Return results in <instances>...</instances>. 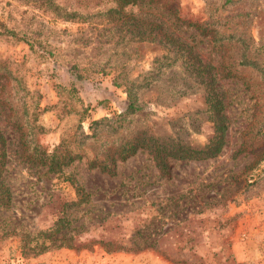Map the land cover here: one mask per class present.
Returning a JSON list of instances; mask_svg holds the SVG:
<instances>
[{
	"label": "rangeland",
	"instance_id": "rangeland-1",
	"mask_svg": "<svg viewBox=\"0 0 264 264\" xmlns=\"http://www.w3.org/2000/svg\"><path fill=\"white\" fill-rule=\"evenodd\" d=\"M166 1L0 0V264H264V0Z\"/></svg>",
	"mask_w": 264,
	"mask_h": 264
},
{
	"label": "trees",
	"instance_id": "trees-1",
	"mask_svg": "<svg viewBox=\"0 0 264 264\" xmlns=\"http://www.w3.org/2000/svg\"><path fill=\"white\" fill-rule=\"evenodd\" d=\"M157 1L158 0H121L122 4H131V5L142 4L146 2H157ZM162 5H163V8L168 11V14L171 16L174 22L185 25L188 28L197 26L196 24L183 20L179 17L178 8L176 7L175 2L173 0H167ZM112 11L113 9L109 10V12H112ZM167 40L171 44L175 41L174 35L172 32H170L169 36H167ZM214 82L215 81L212 80V82L209 83V89L211 91H213ZM218 107H221V101L215 99L213 108L216 112L220 113L221 108H218ZM219 117L221 118L222 116L219 114ZM218 128L220 132H218V135H216L214 142L212 139L211 141H209L211 143H208L207 145H205L204 147L200 149H196V148L179 149L178 151L174 152L175 155L182 159H193V160H201V159H206V158L216 156L221 151V148H222L225 126L224 124L220 123ZM42 157L43 158L39 160V162L38 160H36V163L45 165L48 167L50 171H54L57 168L61 167L62 165L69 164L76 157H79V155L78 154L63 155V154L52 153V154H43ZM158 163L163 172H168V168H167L168 166L163 159L158 160ZM77 195L79 196V199L80 198L82 199V197L84 198L86 194L84 190H77ZM7 201H8V197L5 196L4 192H1L0 193V205L7 206ZM35 247H41V246L36 245ZM30 250H31L30 247L26 248L25 244L23 245V254L27 253ZM40 250H43V247H41Z\"/></svg>",
	"mask_w": 264,
	"mask_h": 264
}]
</instances>
